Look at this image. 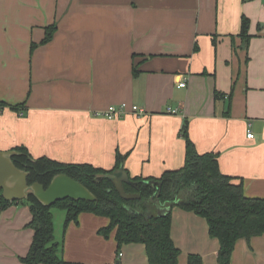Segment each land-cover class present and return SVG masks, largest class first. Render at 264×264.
<instances>
[{"label":"crops","instance_id":"crops-1","mask_svg":"<svg viewBox=\"0 0 264 264\" xmlns=\"http://www.w3.org/2000/svg\"><path fill=\"white\" fill-rule=\"evenodd\" d=\"M0 103L23 106L0 108L1 152L23 146L104 170L118 152L130 178H159L184 164L186 122L198 153L216 154L246 197L264 198V0H0ZM120 104L141 113L96 116ZM30 218L19 203L0 213V264H21ZM107 225L81 214L62 232L63 261L148 264L141 244L116 255L114 234H98ZM171 239L178 264H217L218 242L195 214L172 211ZM230 264H264V235L238 240Z\"/></svg>","mask_w":264,"mask_h":264},{"label":"trees","instance_id":"trees-1","mask_svg":"<svg viewBox=\"0 0 264 264\" xmlns=\"http://www.w3.org/2000/svg\"><path fill=\"white\" fill-rule=\"evenodd\" d=\"M247 19L243 18L239 37L247 45ZM55 25L45 29L41 45L48 43L54 34ZM36 46L31 45V52ZM135 73V70H133ZM18 112L23 106H6ZM185 142L184 164L177 170L166 171L159 178H130L134 186L124 184L127 194L138 195L133 200H123L108 177L116 170L124 169L126 156L118 152L110 170L96 168L88 163L64 164L45 156L33 158L23 146H16L11 157L13 165L28 173V185L38 183L46 189L56 175L63 174L87 188L95 201H73L64 199L45 207L32 194L18 202L28 206L30 221L25 228L33 232L31 244L21 264H66L63 261V240L54 237L51 209L63 210L65 219L63 233L70 223L77 224L81 214L106 218L108 225L98 234L108 239L114 234L116 255L123 245L141 244L145 248L148 264H178L180 250L171 239L172 211L190 212L205 220L208 236L218 242L217 264H230L235 244L240 239L250 240L264 235V198H249L244 195L242 182L219 171L217 155L198 153L188 135L185 122L181 131ZM127 173V170L124 169ZM128 174V173H127ZM129 176V175H128ZM159 182L161 186L151 185ZM16 202L4 200L0 192V213ZM155 206L166 210L153 214ZM201 259L189 255L187 264H201ZM120 264V263H117Z\"/></svg>","mask_w":264,"mask_h":264},{"label":"water","instance_id":"water-1","mask_svg":"<svg viewBox=\"0 0 264 264\" xmlns=\"http://www.w3.org/2000/svg\"><path fill=\"white\" fill-rule=\"evenodd\" d=\"M14 155L15 151H0V192L4 200L18 203L32 194L45 207L67 198L73 201H95L94 195L87 188L63 174L54 176L46 189L38 183L28 185V173L16 168L11 161ZM108 179L123 200L139 198L138 195L125 192L124 184L134 186L135 183L124 169L114 171ZM151 185L160 187L161 183L151 182Z\"/></svg>","mask_w":264,"mask_h":264},{"label":"built area","instance_id":"built-area-1","mask_svg":"<svg viewBox=\"0 0 264 264\" xmlns=\"http://www.w3.org/2000/svg\"><path fill=\"white\" fill-rule=\"evenodd\" d=\"M185 84H179L178 88H183ZM168 113L174 114L175 111L168 110ZM128 113H141V110L137 106H127L126 104H120L117 106H109L105 112H102L101 114H96V116L104 117L107 120H115L118 119ZM247 138L252 139L253 135L252 133H247Z\"/></svg>","mask_w":264,"mask_h":264},{"label":"rangeland","instance_id":"rangeland-1","mask_svg":"<svg viewBox=\"0 0 264 264\" xmlns=\"http://www.w3.org/2000/svg\"><path fill=\"white\" fill-rule=\"evenodd\" d=\"M150 211L151 213L157 214V215L160 213H164V212H160V209L157 206H155L154 208H151ZM51 213L53 215L54 237L57 241H61L65 213L63 210H60L57 208L51 209ZM0 246L8 247L5 239L1 236V233H0Z\"/></svg>","mask_w":264,"mask_h":264}]
</instances>
